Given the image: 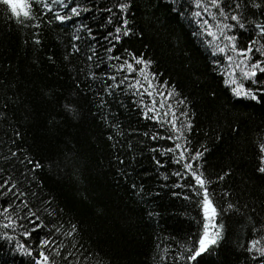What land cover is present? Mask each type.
<instances>
[{
	"label": "trees",
	"instance_id": "1",
	"mask_svg": "<svg viewBox=\"0 0 264 264\" xmlns=\"http://www.w3.org/2000/svg\"><path fill=\"white\" fill-rule=\"evenodd\" d=\"M33 11L18 20L0 0V264H38L41 251L45 264H196L186 253L203 232V190L185 163L223 226L199 264H264V73L245 75L264 62V0ZM234 14L244 28H224ZM239 84L256 98L234 94Z\"/></svg>",
	"mask_w": 264,
	"mask_h": 264
},
{
	"label": "snow or ice",
	"instance_id": "2",
	"mask_svg": "<svg viewBox=\"0 0 264 264\" xmlns=\"http://www.w3.org/2000/svg\"><path fill=\"white\" fill-rule=\"evenodd\" d=\"M37 2H38V0H23L22 4H17L15 2V0H3V3L10 7V11H11L12 15L14 17H16L18 20H20L21 17H23L24 19L33 18V16H34L33 5L36 4ZM197 2H199V0H197ZM211 3L214 6H219L220 0H211ZM44 7L50 8L51 5L45 3ZM119 7L122 9H126L128 7V5L127 4H120ZM236 7L239 8L240 6L236 5ZM71 11L73 14H78L77 8H72ZM218 11L220 12L221 15L224 14V9L222 7H218ZM196 15H199V13H197ZM67 18L68 17L63 16V15H57L56 16V19L61 20V21L65 20ZM230 18L233 21H237V25H224V28L237 27V26L239 28L245 27L244 23L239 22L240 17L238 14L232 15ZM124 23L127 24V20H125ZM257 27L259 28L261 34H264V26L258 25ZM116 31L120 32L121 29L117 28ZM115 39L119 40L120 36H116ZM227 39L229 41H235V37L231 36V35L228 36ZM253 44H254V42L250 41L249 46L247 48L238 49L241 57H245V54L251 55L253 53V51H254ZM233 48H234V50H236L235 44H233ZM220 50L223 51L224 49H220ZM255 51H259L262 55H264V49H255ZM228 58H229V60L232 59L231 56H229ZM136 63L138 65L143 63V64H145V66H147V64L151 63V61H145L142 58H139V59H136ZM262 63H264V62H262L260 60H257L254 63H249V65H248L249 70L245 73V75L247 77L251 78V77H255L257 75V72L264 73V67H261ZM128 70L129 71L133 70L131 64L128 65ZM141 74L143 75V69L141 70ZM145 79L147 80L148 78L145 77ZM232 91L237 96H249L253 99L256 98L255 92L251 89L245 90L243 84H239V85L233 87ZM173 127H176L175 123H173ZM169 138H171V137H169ZM175 148L181 149L182 145L177 143L175 145ZM260 149L262 152H264V144L260 145ZM168 151H172V149H169ZM180 155L183 157L184 153L181 152ZM202 155H203L202 152L197 151L194 156H191V159L196 160L197 158L201 157ZM261 161H262V166L259 168V171L261 173H264V156L261 157ZM177 163H179V161H177ZM35 166L39 167V164H36ZM184 168L188 169V171L191 175V178L195 181V184L199 185L200 188L203 190V198L201 201L203 214H204L203 232H202V234L198 233V235H199L198 247L193 246L186 253L188 261H193V262H196V264H199L198 258L203 259L204 255H210L213 252V250L215 249V247L219 243L222 242V231H221V229L223 228V226L218 227L215 223H213L214 217L217 216V208L214 205L212 199L210 198L209 190L206 187L207 181L204 178L203 173H198L194 169L193 164H191V163H185ZM177 175H179V173H177ZM5 183H8V182L5 181ZM0 187H3V185H0ZM197 194L199 195V191H197ZM231 207H233V206L229 205V208H231ZM25 235H28V233L26 232ZM40 242H41V244H47L48 243L47 240H41ZM257 243L258 242L256 240L250 241L252 248H255ZM194 244H195V242H193V245ZM252 248H250L249 251H251ZM256 250L260 253L261 256H264V247H261V248L256 249ZM39 256L41 257V260L38 262V264H45V262L48 260V257L44 254L43 251H41L39 253Z\"/></svg>",
	"mask_w": 264,
	"mask_h": 264
}]
</instances>
